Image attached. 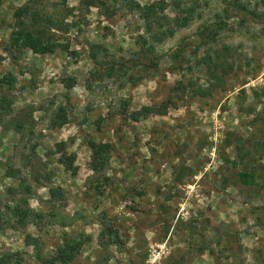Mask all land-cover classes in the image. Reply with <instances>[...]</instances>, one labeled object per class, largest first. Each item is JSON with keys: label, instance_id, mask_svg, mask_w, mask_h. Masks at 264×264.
<instances>
[{"label": "rangeland", "instance_id": "1", "mask_svg": "<svg viewBox=\"0 0 264 264\" xmlns=\"http://www.w3.org/2000/svg\"><path fill=\"white\" fill-rule=\"evenodd\" d=\"M132 1L162 27L127 0H35L67 48L13 59L32 0H0V254L264 264V0Z\"/></svg>", "mask_w": 264, "mask_h": 264}, {"label": "trees", "instance_id": "2", "mask_svg": "<svg viewBox=\"0 0 264 264\" xmlns=\"http://www.w3.org/2000/svg\"><path fill=\"white\" fill-rule=\"evenodd\" d=\"M33 1L35 0H32L31 3L28 2L15 12L17 26L12 34L11 48L8 49L13 59H17L18 54H22L27 48L38 53H50L54 52L58 47L63 48L65 46L55 39V33L51 31L53 28L59 29L56 27L57 18L53 14L40 12L37 7L32 6ZM127 1L132 9H136V11L140 12L142 16L151 24H154L155 27L156 24L162 27L163 19L159 15L160 11L163 10L162 4L154 3L141 5L132 0ZM27 18H31V21L27 22ZM65 48H67V45ZM116 68L115 66L111 67L108 74L111 75L115 70L117 71ZM14 78V76L10 75L0 80V85L3 84L2 82L11 85ZM3 101L4 100H0V108H3ZM64 123H66V118L59 124L62 125ZM90 146L94 154V159L96 161L98 160L100 165H103L104 162L107 161V155L110 152L109 144L91 142ZM11 211L20 219L28 218L32 213L30 208L24 209L18 205H14ZM82 245V241L68 240L63 247L59 248L58 261L60 264H70L79 253ZM0 264H21V259H18L14 253H3L0 254ZM42 264H49V262L42 259Z\"/></svg>", "mask_w": 264, "mask_h": 264}]
</instances>
